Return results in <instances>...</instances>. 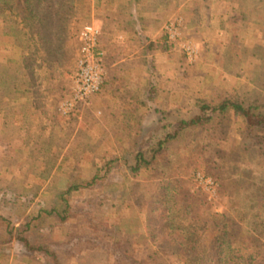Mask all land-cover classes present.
<instances>
[{"label": "rangeland", "instance_id": "374dc122", "mask_svg": "<svg viewBox=\"0 0 264 264\" xmlns=\"http://www.w3.org/2000/svg\"><path fill=\"white\" fill-rule=\"evenodd\" d=\"M96 1L65 0L58 10L49 6L47 11L54 17L52 21L45 12H41L44 16L43 20H40V15L27 11L24 21L28 28L18 26L19 6L14 4L10 13L9 10L6 12L8 19L1 24L0 164L6 161L10 153L15 152L19 159V162H15L16 167L39 171L43 181L42 189L30 205H16L13 212L20 217L35 214L41 208L57 205L60 192L71 183L73 174H78L71 145L62 147V153L55 156L48 153L43 146L39 147L37 140L44 139L50 131L53 132L51 138L56 135L51 128L54 125L55 105L61 115L66 116L61 111L65 100L63 94L65 90L68 91L69 79L76 68L79 47L77 31L85 22L92 21L101 27L99 47H105L106 59H113L114 62L112 66H107V79L114 72L113 65H118L117 72L121 78L119 84L123 86L134 82L139 88L145 87L153 75L160 101H168L184 110H195L203 100H218L231 96L240 98L245 103H253L257 96L264 94V90L257 84L258 75L264 74L262 0H105L106 9L112 19L108 30L103 28V19H100L102 9H99ZM40 5L44 4L40 2ZM39 20L45 34L41 37L32 34V46L26 47V29L30 27L31 30L37 31L40 27ZM34 22L38 25L32 28L31 23ZM123 24L133 26L134 29H125L121 26ZM161 34H166L174 46L168 50L148 49V40H153ZM24 50L33 58L25 59L28 74L21 77L20 61ZM110 55L113 58H110ZM183 71L186 75L180 78ZM27 76L30 79H27ZM14 79H20V83L29 86L31 91L23 85L14 95ZM139 88L135 91V108L129 100H124L120 91L122 88L114 91L113 104L106 93L101 96L102 102L98 104L100 107L107 106L110 109L117 101L122 106V112L109 119L110 123L114 124H109V121L100 124L99 116L92 111V107H85L84 112H75L76 120H69V128L74 130L78 128L100 134L103 131L99 136L104 138L97 150L94 143L86 149L93 156V163L96 161L99 164L103 158L112 156L120 159L128 145V137L134 139L130 136L131 130L126 128L135 124V113H138L141 100V95L139 97L137 93ZM43 90H46V93ZM14 97H17L19 102H15ZM106 120L108 118L104 119ZM43 122L46 123L45 129L40 126L44 125ZM231 133L230 139L233 138ZM193 138L190 137L186 142H192ZM202 141L208 142L207 139ZM239 145L241 152L238 156H234L232 144L222 145L226 154L231 152L225 157H218V153H214V149H211L213 144L207 148L199 147L206 155L217 159L219 178L216 179V176L206 173L205 170H194L193 163L184 164L181 172L175 176L178 179L177 191H180L177 192L176 201L181 198L180 204L177 205L174 204L175 201L173 203L168 200L164 205V199L161 201V198L158 206L153 204L155 209L151 210L152 205L148 198L151 191H146L147 196L141 199L139 207L142 211L139 212V207L131 206V196L128 195L130 183L125 185L127 193L121 192L127 176L122 170H117L106 185V189L112 190L115 195L110 201L115 202V207H111L110 213L116 225V241L125 240L135 255L146 258L149 264H167V247L183 244L174 241L173 244L158 243L164 234L168 235V238H174L178 236L177 232H186L188 229L196 235L203 232L194 245H198L200 249L211 246V235L217 225L205 219L208 210L212 213H228L238 220L242 214L252 221L257 217L255 213L258 209L253 208L249 202L261 194L260 186L264 185V143H260L253 136L242 135ZM175 148L184 150L182 146L175 145ZM259 149L263 152L260 153ZM91 164L87 160L77 164L83 179L92 175L95 167L92 168ZM201 175L206 178L201 180ZM184 183L187 186L185 190ZM186 190L190 193L187 196ZM191 195L192 198H199V203L203 202L200 212L195 211L198 209L194 207V202H188L190 207H185L187 205L184 201ZM155 213L157 220H161L160 225L155 222ZM243 223L250 226V223ZM71 230H75L72 224H64L58 228L60 238ZM193 236L196 239L195 235ZM188 237L192 235L188 234ZM17 251L18 247L15 245L11 253L3 256L4 260L10 261L13 253ZM60 252L66 264H76L69 252L62 248ZM93 258L95 264L113 263L110 255L108 257L99 248L94 249Z\"/></svg>", "mask_w": 264, "mask_h": 264}, {"label": "trees", "instance_id": "16d2710c", "mask_svg": "<svg viewBox=\"0 0 264 264\" xmlns=\"http://www.w3.org/2000/svg\"><path fill=\"white\" fill-rule=\"evenodd\" d=\"M40 2L44 5L41 6ZM96 2L99 9H102L100 19H103V28L108 30L112 19L106 9L105 0ZM64 3L65 0H0V27L8 19L7 10L10 13L14 4L19 6L18 26L28 28L24 21L25 12L40 15V20H43L44 16L41 12H45L52 21L54 17H51L52 14L47 11V7L52 6L53 9L58 10ZM56 14H58L57 11ZM40 20L38 21L40 27L37 31L31 30L30 27L26 29V47L31 48L32 46V34L39 37L45 34ZM34 23H31L32 28L38 25ZM121 26L125 29H134L133 26L127 24ZM148 41V49L168 50L174 46L166 34H161ZM99 48L105 51L102 45ZM23 53L20 61L22 64L21 77L28 74L26 60L33 58L25 50ZM110 58L113 56L110 55ZM104 60L106 66L114 64L113 59L107 60L105 57ZM117 69L118 65H113L112 71L115 73L113 72L112 76L105 80L100 90L95 93L104 89L102 94L106 93L112 104L114 91L123 87L119 84L121 78ZM185 75L186 72L183 71L180 78ZM28 78L30 79L27 76ZM150 80L148 85L137 90L139 97L141 95L138 116L133 122L135 124L126 128V130H131L130 136L134 139L128 137L126 141L128 145L120 159L112 156L107 159L103 158L99 164L96 161L93 163V156L87 150L92 143L97 150L104 136H99L100 133L69 128V120L72 121L71 118L76 120L75 112H84L86 108L84 110L74 109L64 116L55 105L54 125L51 128L54 129L56 135L51 138L53 132L50 131L44 139L37 140L38 146H43L48 153L56 156L62 153L66 145H71L78 170V174H73L71 183L60 192L57 205L51 208H41L35 214L30 213L22 217L16 215L13 212L16 205H30L42 189L43 181L39 171H32L27 167H16L15 162H19V159L15 152L10 153L6 161L0 164V264H66L60 248L69 252L76 264H95L93 258L95 248L104 251L108 257L110 255L113 260L112 264H149L146 258L137 257L125 240L116 241V225L110 213L111 207H115L114 201L110 203L115 195L112 190L106 189L107 183L114 177L116 171L122 170L121 172L127 176L121 192L126 194L125 185L127 182L130 183L128 195L131 196V206H141V199L147 196L146 191H151L148 198L152 210L155 209L153 204L157 205L161 198V201L164 199V205L167 200L173 203L175 201V205L180 204L181 198L177 201L175 198L177 192H180L177 191L176 180L178 179L175 176L181 172L184 164L193 163L194 170H205L206 173L216 176V179L219 178L217 159L206 155L199 147L207 148L208 145L213 144L214 147L211 149H214V153H218V157H225L231 152L226 154L225 147L222 145L231 146L232 144L233 154L238 156L241 152L239 142L242 135L253 136L260 143H264V94L257 96L253 103H245L240 98L225 96L218 100H203L195 110L187 108L184 110L168 101H160L153 75ZM19 83L20 79L12 81L14 95L17 94L18 89L23 88L24 84ZM257 84L264 90V74L258 75ZM24 87L31 91L29 86L24 85ZM43 91L46 93V90ZM63 95L66 98L69 91L65 90ZM13 100L16 102L18 98L14 97ZM121 110L120 102H115L108 109V113L111 114L108 121L111 117L120 114ZM43 123L44 125L40 126L44 128L46 123ZM109 124L114 123L109 121ZM118 124L121 125L119 120ZM110 126L114 127V125ZM230 133L233 136L232 139H230ZM102 134L103 131L100 135ZM189 136L194 138L192 142L187 143ZM203 139H207L208 142L202 141ZM175 145L182 146L184 150H177ZM259 152L262 153L263 150L259 149ZM86 160L92 163V168H95L89 178L83 179L77 164ZM262 164L264 167V159H262ZM186 187L184 183L183 189L185 190ZM260 190L261 194L249 202L253 208L258 209L255 213L257 217H254L252 221L242 214L239 215L238 220L228 213H212L208 210L205 219L213 222L217 227L211 235V246L207 249H200L198 245H194L203 232L196 235L188 229L186 232H177L178 236L174 238L162 235L158 243L173 244L172 241H174L183 244L167 247V264H264V185L260 186ZM185 192L186 196L190 194L187 190ZM198 199L197 197L192 198L191 195L184 201L187 205L185 207H190L188 202H194V207L198 209L194 208V210L200 212L203 202L199 203L201 201ZM138 211H142L141 207ZM153 216L156 217L155 222L160 225V218L157 220L156 213ZM244 221L250 223V226L245 225ZM64 224H72L75 230H71L60 238L58 228ZM188 234L192 237H188ZM15 245L18 251L13 253L10 261H5L3 256L11 253Z\"/></svg>", "mask_w": 264, "mask_h": 264}, {"label": "built area", "instance_id": "2783aa9c", "mask_svg": "<svg viewBox=\"0 0 264 264\" xmlns=\"http://www.w3.org/2000/svg\"><path fill=\"white\" fill-rule=\"evenodd\" d=\"M101 32V27L92 21L85 22L78 31L76 68L69 79V95L61 105L64 114L87 107L92 96L107 79L105 53L99 48ZM204 178L206 177L200 176L201 180Z\"/></svg>", "mask_w": 264, "mask_h": 264}, {"label": "crops", "instance_id": "0c3cea01", "mask_svg": "<svg viewBox=\"0 0 264 264\" xmlns=\"http://www.w3.org/2000/svg\"><path fill=\"white\" fill-rule=\"evenodd\" d=\"M262 4L264 5V0L261 1ZM118 42L120 43V40H118ZM123 42V40L121 41ZM138 84H135L134 82L129 83L128 85H125L122 87L121 94L124 97V100H129L131 105L135 108L136 107V96H135V91L136 88H139V86H137ZM105 90H101V92L95 94L92 96L90 104L87 107H91L93 108L92 111L95 112V114L97 116H99V123L100 124H105V122H108V120L104 121V119L108 118L111 114L108 113V107H100L98 106V104H101L102 102V92H104ZM104 100V99H103ZM106 100V99H105ZM118 102V101H117ZM105 106V105H104ZM107 111V113H106ZM135 116H137V114L135 113Z\"/></svg>", "mask_w": 264, "mask_h": 264}]
</instances>
